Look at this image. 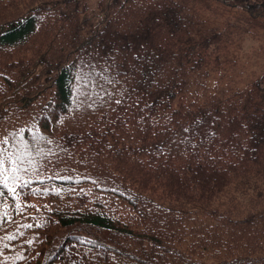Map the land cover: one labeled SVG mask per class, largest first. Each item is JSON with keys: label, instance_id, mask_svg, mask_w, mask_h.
<instances>
[{"label": "trees", "instance_id": "1", "mask_svg": "<svg viewBox=\"0 0 264 264\" xmlns=\"http://www.w3.org/2000/svg\"><path fill=\"white\" fill-rule=\"evenodd\" d=\"M0 158V264H264V0H0Z\"/></svg>", "mask_w": 264, "mask_h": 264}, {"label": "snow or ice", "instance_id": "2", "mask_svg": "<svg viewBox=\"0 0 264 264\" xmlns=\"http://www.w3.org/2000/svg\"><path fill=\"white\" fill-rule=\"evenodd\" d=\"M3 165H4V159L3 158H0V183L4 184L5 187H7V174L6 172L4 171V168H3ZM15 168L13 169V172H15ZM12 192H15V189H10Z\"/></svg>", "mask_w": 264, "mask_h": 264}, {"label": "rangeland", "instance_id": "3", "mask_svg": "<svg viewBox=\"0 0 264 264\" xmlns=\"http://www.w3.org/2000/svg\"><path fill=\"white\" fill-rule=\"evenodd\" d=\"M228 55H229L228 57L232 58V59H236V58L241 59V57H242L241 53L238 54L236 51H228ZM254 64H256V61H254Z\"/></svg>", "mask_w": 264, "mask_h": 264}]
</instances>
